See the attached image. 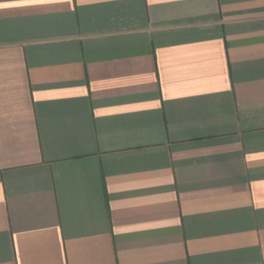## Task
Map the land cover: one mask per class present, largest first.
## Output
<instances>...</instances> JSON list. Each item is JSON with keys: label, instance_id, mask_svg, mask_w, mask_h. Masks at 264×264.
Wrapping results in <instances>:
<instances>
[{"label": "crops", "instance_id": "obj_1", "mask_svg": "<svg viewBox=\"0 0 264 264\" xmlns=\"http://www.w3.org/2000/svg\"><path fill=\"white\" fill-rule=\"evenodd\" d=\"M0 264H264V0H0Z\"/></svg>", "mask_w": 264, "mask_h": 264}]
</instances>
